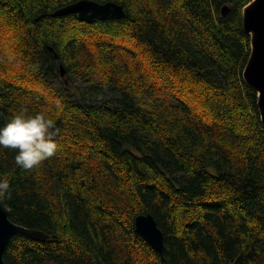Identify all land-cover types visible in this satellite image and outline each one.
<instances>
[{
  "label": "trees",
  "instance_id": "trees-1",
  "mask_svg": "<svg viewBox=\"0 0 264 264\" xmlns=\"http://www.w3.org/2000/svg\"><path fill=\"white\" fill-rule=\"evenodd\" d=\"M75 1L0 0V127L45 113L57 144L28 170L0 147L10 220L49 236L14 234L5 264H264L250 0H94L124 16L53 15ZM140 213L163 232L166 263L135 231Z\"/></svg>",
  "mask_w": 264,
  "mask_h": 264
},
{
  "label": "water",
  "instance_id": "water-1",
  "mask_svg": "<svg viewBox=\"0 0 264 264\" xmlns=\"http://www.w3.org/2000/svg\"><path fill=\"white\" fill-rule=\"evenodd\" d=\"M228 12V6L224 5L221 13ZM74 13L80 20L91 22L95 18H122L124 9L122 5L108 1L99 3L94 0H77L69 3L53 12V15H66ZM242 26L246 33L250 34V55L243 70V79L248 86L257 92L258 109L264 126V0H250L242 10ZM62 71V67L60 66ZM135 231L164 257V236L157 226L154 217L150 213H140L134 218ZM20 233L37 241H44L49 236L36 228H29L10 220L8 209L0 198V264H5L3 252L10 238Z\"/></svg>",
  "mask_w": 264,
  "mask_h": 264
},
{
  "label": "clouds",
  "instance_id": "clouds-1",
  "mask_svg": "<svg viewBox=\"0 0 264 264\" xmlns=\"http://www.w3.org/2000/svg\"><path fill=\"white\" fill-rule=\"evenodd\" d=\"M53 126L54 121L45 113L28 116L21 110L0 127V147L16 150V164L25 170L32 169L52 157L57 150V144L49 135ZM8 188V181L0 180V197Z\"/></svg>",
  "mask_w": 264,
  "mask_h": 264
},
{
  "label": "rangeland",
  "instance_id": "rangeland-1",
  "mask_svg": "<svg viewBox=\"0 0 264 264\" xmlns=\"http://www.w3.org/2000/svg\"><path fill=\"white\" fill-rule=\"evenodd\" d=\"M3 30V31H2ZM2 30H1V27H0V39H1V41H2V43H4V44H6L7 42H9L10 40V37H11V35H10V30L6 27V26H3L2 27ZM123 38H125L126 39V36H123ZM122 38V39H123ZM127 46H129V47H131V46H134L133 45V41L132 40H129L128 42H127ZM140 50H142V49H140ZM141 52V54H142V56H140L139 54H136V57L142 62V65H143V67L145 68V69H147V71H148V73H151V69H150V67H149V65H148V61H147V58H146V56H145V54L143 55V52L142 51H140ZM157 78L155 77V73L154 74H152V78H151V81H155V82H157ZM175 86H176V88H177V85L178 84H174ZM49 135L51 136L52 135V133H51V131L49 130Z\"/></svg>",
  "mask_w": 264,
  "mask_h": 264
},
{
  "label": "bare ground",
  "instance_id": "bare-ground-1",
  "mask_svg": "<svg viewBox=\"0 0 264 264\" xmlns=\"http://www.w3.org/2000/svg\"><path fill=\"white\" fill-rule=\"evenodd\" d=\"M258 99V98H257Z\"/></svg>",
  "mask_w": 264,
  "mask_h": 264
}]
</instances>
